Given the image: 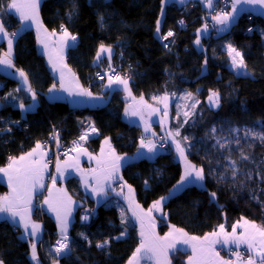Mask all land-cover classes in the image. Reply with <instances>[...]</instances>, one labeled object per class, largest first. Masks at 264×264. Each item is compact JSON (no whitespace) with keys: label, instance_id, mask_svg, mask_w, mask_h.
I'll use <instances>...</instances> for the list:
<instances>
[{"label":"trees","instance_id":"obj_1","mask_svg":"<svg viewBox=\"0 0 264 264\" xmlns=\"http://www.w3.org/2000/svg\"><path fill=\"white\" fill-rule=\"evenodd\" d=\"M163 5L164 0H44L41 16L50 30H59L63 25L78 38L68 53L67 62L92 93L100 94L103 90L93 78L94 73L110 67L106 63L102 67L94 65L100 45L104 44L115 49L112 65L121 67L122 78L130 80L136 97L187 91L200 102L193 123L182 128L181 138L190 161L204 169L206 186L187 187L168 200L164 207L167 220H161L162 234L168 224H172L201 237L220 225L230 228L242 218L264 228L261 205L254 203L238 186L230 188L213 181L209 175L211 165L192 152L185 140L188 135H192L193 140L201 139L205 145L214 146L211 151L215 154L220 151L211 133L216 124L223 121L264 126V19L255 16V31L250 36L246 34L249 22L243 15L229 34L210 36L204 41L206 51L198 52L194 43L197 31L205 24L203 18L207 11L200 3L184 8L172 4L166 8L157 33ZM180 19L185 21L184 29L178 26ZM5 22L11 32L20 25L12 16H6ZM168 30L176 35L171 52L165 51L160 44V37ZM227 45L243 53L251 76L239 77L229 70L228 55L224 51ZM15 62L27 73L40 104L28 120H24L20 110L12 104L4 103L0 108V167L8 165L9 157H18L35 144L44 142L53 126L61 145L78 138L93 123L100 136L89 142L92 149L96 150L104 138H110L119 154L137 152L139 144H130V140L140 136L141 130L124 120L128 101L123 91H114L108 104L98 108H72L67 102L47 99L46 93L56 85V80L46 58L38 50L37 36L32 30L17 38ZM205 62L207 72L202 74ZM0 84L4 86L0 99L17 85L1 74ZM212 92L220 96L216 108L205 102ZM22 102L28 103L29 99L22 97ZM242 154L248 157L247 161L240 160L239 156H235V160L240 168L247 169L252 160L264 159V144L250 141ZM182 172L174 150H170L163 151L154 161L141 159L127 164L122 176L136 190L138 201L147 208L169 195ZM6 191L7 187L0 181V194ZM261 198L264 200V194ZM88 205L93 211L92 223L80 226L76 220L68 240V253L63 257H57L55 252L60 239L55 221L37 209L36 216L45 228L40 244V264H126L129 261L140 243L137 227L114 205L96 206L91 201ZM19 236L20 232L12 225L0 222V259L4 264H36L30 259V244ZM106 240L108 244L104 247H96ZM185 258L186 253L179 251L172 256L173 264H185Z\"/></svg>","mask_w":264,"mask_h":264},{"label":"crops","instance_id":"obj_2","mask_svg":"<svg viewBox=\"0 0 264 264\" xmlns=\"http://www.w3.org/2000/svg\"><path fill=\"white\" fill-rule=\"evenodd\" d=\"M44 0H40L39 5V24L42 25V27H39L38 24L33 23L31 20H25L21 21L19 18V14L15 13L14 10H7L6 6L11 2V0H0V24L3 25L4 31L8 34L5 36L3 33H0V58H4L6 54L9 52V45L8 40L12 39V48H11V60L13 63V67L9 68L6 65L0 64V74L4 76L5 78L11 79L16 82L15 88H12L8 91L7 96L3 97V99H0V108L3 106L4 103L12 104L15 108L19 109L21 112V116L24 120H28L31 113L34 112L39 107V98L32 87L29 77L27 73L20 69L15 62V46H16V40L17 38L23 34L26 31L32 30L35 32L37 36V47L39 52L46 58L47 64L49 66V69L54 76L56 80L55 87H52L48 90L46 93L47 99L50 101H64L67 102L72 108H98V107H104L108 104L110 99V94H112L114 91H123L126 94V101H128V106L126 107L123 117L124 120L141 130V135L145 137L144 144L148 145L149 142H151L152 145H154V150L152 152L148 151L147 147H141V143L138 146V150L134 155H126V154H119L110 138H104L99 143V146L96 150L92 149L91 145L87 143L85 147H83L81 150H79L74 157L67 158V159H60L55 166L54 170V176L55 183L51 182L49 184V173L50 169L47 166L46 169H44L43 172V187H37L35 192L32 194V200H31V208L32 211L30 213V221L31 223L38 224L39 230L36 234V236H31L29 234H26L25 228L23 224L19 223V216L15 218V222L13 221V218L9 216L7 213H0V222H7L13 227H15L20 232V238L22 240L27 241L30 244L31 253H32V244L35 243L36 245V253H37V260L34 261L31 258L30 253V259L33 263L40 264L41 258H40V244L44 239V223L43 221L36 216L37 211V204L42 200L43 205V213L50 216L56 223L58 232L60 234L61 239V233H60V227L57 221L56 212L51 211L49 208V204L45 203V200H48L54 207H57L60 209L61 215L63 216L65 213H67V237L69 240L71 229L74 225V223L77 220L79 211L82 207V201L81 198L85 197L88 201L93 202L96 206H100L103 204H110L118 207L120 211L122 212L123 216L127 219V221L133 225H135L138 229L139 239L141 241L140 231H141V223L140 220L137 219L136 216L133 215V211H135L138 215L141 216V218L144 220L145 228L147 229L149 220L148 217L144 215V213H147L150 208H152L153 204L156 202H153L149 207L145 208L137 198V193L134 187H132L130 184H128L122 176V171L124 167L127 164L139 161L141 159H147L150 161H154L163 151L158 147L156 144L155 138L159 136V133H161V113H164L165 110L167 111L166 117L170 118L171 113H175L178 108V101L180 102V98L182 96H190L188 95L189 92L183 91L181 93H173V92H167L165 94H158V95H152L147 98H143V103L141 102V98H138L134 95L130 80H128V87L130 89V95L128 92L124 91V86L121 84L113 83L111 87H108L109 79L104 82L102 85V93L100 94H94L90 91V89L86 88L83 83L81 82L78 75L71 69L67 62V56L69 51L75 47L77 44V37L76 40L73 41L71 39L65 38L61 39L63 36V32L59 31H52L50 30L44 23L42 16H41V5ZM217 0H213V4L211 7H209L206 3V0H184V3L181 4L179 0H164V5L161 13L160 18V26L165 18L166 15V8L172 4H176L180 8H184L189 4L192 3H200L202 7L207 11L208 13H211V11L214 8V5ZM238 11L235 13H232V8L228 10V13H231L233 18H230L229 21L226 24H220L217 23V29L216 31H212L206 24H204L196 34V40L199 39L200 43L199 45L196 43L195 40V48L198 52H205L206 46L204 45V41L209 38L210 36L215 37H222L227 34H229L232 29L239 23L243 16V10L249 9L251 10L256 16L261 17L264 19V8L260 7L259 5H251V4H243L240 3L237 5ZM6 16H12L19 22V27L16 29V31H9L8 26L5 22ZM45 29L47 31H45ZM68 32V31H67ZM15 33V36L12 34ZM52 33H55V35H52ZM69 33V32H68ZM69 36H74L69 33ZM45 45H47V48H45ZM228 46L224 47V51L228 55L229 65L228 68L231 72H233L236 76L239 77H248L251 76V73L248 71L247 67L243 69H237L233 68L232 66V60L228 52ZM233 47V46H232ZM235 48V47H234ZM237 49V48H236ZM238 50V49H237ZM100 51V48L98 52ZM240 51V50H238ZM241 52V51H240ZM242 53V52H241ZM115 55V49L111 47V60H109L108 53H101V57L99 60H97V56L95 59L94 65L97 67H102L103 63H106V65H112L113 63V57ZM243 55V53H242ZM62 57V59H61ZM51 59L52 63L49 62ZM55 63L58 66L60 64H66L67 68H64V88L61 87V75L60 71L53 70L52 64ZM69 69L71 71H69ZM20 71H23L26 76L28 77V83L25 84L23 81V77L20 76ZM202 74H205L207 72V63L205 62L203 68H202ZM77 82L79 87L87 89L92 93V96H81L76 95L75 92L78 91L77 88ZM31 87L32 91L29 92L28 88ZM68 88L73 91L72 95H69L68 91H65L64 89ZM33 93H35V100H33L32 96ZM191 94V93H190ZM212 94V93H211ZM210 94V95H211ZM209 95V96H210ZM167 97L166 101H163L159 98L161 97ZM209 96L206 98V103L211 108H216L218 105H213L212 101L209 100ZM22 97L29 99V102H22ZM191 97L192 94H191ZM195 98V97H194ZM220 101V96H219ZM23 104V109L20 107V105ZM145 105H148L150 107H146ZM167 105V107H165ZM142 106H145V109H143ZM153 109H157V111H153ZM137 112V115H132L133 112ZM156 113L154 118L149 117L145 113ZM108 141V143H105V141ZM38 150V152H44L46 153V156L44 157V161L46 162V159L48 157L47 151L42 147ZM36 144L25 153L21 154L26 155L28 152H30L33 148H35ZM172 150H174L177 157L181 154L178 151L177 146L172 143L171 146ZM185 150H183V153ZM114 153V155H113ZM16 157L19 159V157ZM115 156L122 157L120 161H115ZM34 159H38L39 156L33 157ZM97 160H101L105 162V166H107L110 170L111 165L114 163L119 164L118 171L114 172L113 176L109 180H104L103 177L106 173L100 171V165H98ZM9 164V163H8ZM59 164L61 171H57V165ZM195 166L196 169H201V167H197L194 164H188ZM7 167V166H5ZM183 168V167H182ZM203 169V168H202ZM61 172L63 173L61 175ZM185 172H182V176H184ZM204 173V179L202 181L195 180V175L188 177L187 180L184 182V184L181 186L180 181L170 190L169 195L163 197L165 199L161 200V198L157 201H160V207L159 209H153L151 213V219L155 222V228L154 232L156 236L158 237H165L168 233H172V236L168 238V240L164 241L165 246L168 244L173 245L172 247H167V259L165 260L164 255L161 254L159 256V261L157 259H153L151 261L146 260H140L139 264H173L172 256L173 254L182 251L186 253L185 258V264H189V257L193 255L192 253V244L199 245L198 241H192L190 243H184L183 241L186 239V237L183 236V233H187L188 236H195L190 233H188L186 230H183V233L181 232H175L173 229H181L178 228L172 224H168V229L165 231V233L160 232V226L162 225L161 220H167V213L164 210L165 204L168 202V200L177 194H179L184 188L187 186H197L199 188H204L206 186V173L203 169ZM97 179H100L103 183L104 192L101 194H97L93 191V189L99 187L97 184ZM70 180L74 181L73 183H70ZM0 181L7 187V191L3 194H0V197L3 196H9L12 192V190L9 188L8 185V178L3 174L0 173ZM188 181H192L189 183ZM87 182V183H86ZM129 186L132 189L131 192H129ZM51 192V195H50ZM43 197V199H42ZM70 198V199H69ZM130 201H134V203H131ZM136 205H139V208H136ZM23 207V205H21ZM141 209H143V213H141ZM27 215V214H26ZM243 220H248L251 223H254L259 228H263L261 225H259L255 221H251L249 219H241L234 223L230 228H227L224 226L225 232L231 233L232 228L234 225H243ZM31 223L29 224V228L27 229V233H31ZM247 227V226H245ZM254 230L249 229V232H253ZM212 232L219 233V228ZM210 232V233H212ZM237 235H241L244 233V227H237L236 229ZM209 234V233H208ZM205 236V235H204ZM204 236H201L200 238H203ZM199 237V236H195ZM210 240H218L219 242L213 245L214 251L219 254L218 258L213 257L214 264H219V261H227L230 262V264H248L249 257L252 258L253 261L256 262V264H259L260 257L256 255L255 250H249L246 243H241L239 246L232 243H224V236L223 234L218 235L217 237H209ZM259 240L260 237L257 235L256 241H254L256 248H259ZM140 246V243L138 247ZM137 247V248H138ZM136 248V249H137ZM240 249H246L248 251V256L246 257H238V258H228L227 254L230 251H237ZM67 251V250H66ZM136 251V250H135ZM66 253V252H64ZM61 253L60 255H57V257H63L66 254ZM135 253V252H134ZM133 256V255H132ZM132 258V257H131ZM130 258V259H131ZM129 259V260H130ZM1 260V259H0ZM59 264V263H56ZM128 264V262L126 263Z\"/></svg>","mask_w":264,"mask_h":264},{"label":"snow or ice","instance_id":"obj_3","mask_svg":"<svg viewBox=\"0 0 264 264\" xmlns=\"http://www.w3.org/2000/svg\"><path fill=\"white\" fill-rule=\"evenodd\" d=\"M181 4L184 3V0H179ZM206 3L209 7L212 6L213 0H206ZM243 3V4H251V5H259L260 7L264 8V0H233L232 2V13H235L238 11L237 5ZM39 5L40 0H11L9 4H7L6 8L7 10H14L15 13L19 14V18L21 21L25 20H31L33 23L38 24L39 27H42V25L39 24ZM230 18H233L231 13L228 12H221L213 17L218 23L220 24H226ZM103 20V17L100 18ZM183 24V22H180ZM160 21H157V33L160 32ZM61 29L63 31V36L61 39H71L73 41L76 40L75 36H69V33L67 30L61 26ZM45 31H47L45 29ZM251 31V29H249ZM0 33H3L5 36L8 34L4 31V27L2 24H0ZM15 36V33L12 34ZM52 35H55V33H52ZM174 33L172 31H169L167 35L163 36V40H168L169 37L173 36ZM196 43L199 45L200 40L197 39ZM9 45V52L6 54L4 58H0V64L6 65L7 67L11 68L13 67V63L11 60V48H12V39L10 38L8 40ZM165 47H168V45H165ZM45 48H47V45H45ZM228 52L232 60V66L233 68L237 69H243L246 68L245 61L243 58V55L240 51H238L236 48L232 47L231 45L228 46ZM101 53H108L109 60H111V47H105L104 44L100 45V51L97 52V60L100 59ZM62 59V57H61ZM50 63H52L51 59L49 60ZM111 67V65H109ZM53 70H59L61 75V87L64 88L63 80H64V68H67L66 64H60L59 66L55 63L52 64ZM69 71H71L69 69ZM115 70L113 69V74L109 75V84L108 87H111L113 83L121 84L124 86V91L128 92L129 95L130 89L128 87V79L127 78H121L120 75L114 74ZM20 76L23 77V81L25 84L28 83V77L23 71H20ZM101 78H103L101 76ZM55 87V85L53 86ZM77 88L78 91L75 92L76 95L81 96H92V93L88 91L87 89L81 88L78 85L77 82ZM65 91L69 92V95L73 94V91L71 89L65 88ZM28 91L31 92V87L28 88ZM51 91V89H50ZM188 95H191L190 93ZM33 100H35V93H33L32 96ZM163 101L167 100V97H161L159 98ZM209 100L212 101L214 104H219V94L216 92H212V94L209 96ZM141 102L143 103V97H141ZM146 107H150L148 105H145ZM20 107L23 109V104L20 105ZM167 107V105L165 106ZM195 107V105H193ZM153 111H157V109H153ZM137 112H133L132 115H137ZM164 115H167V111L165 110ZM187 116L188 113H185ZM93 131L95 129L93 128ZM176 135H179V132L176 133ZM262 142H264V136L259 137ZM81 140L85 139V136L82 135L80 137ZM75 143V142H74ZM105 143H108L106 140ZM219 143V142H218ZM58 144V141H57ZM223 146V145H222ZM141 147H147L149 152H152L154 150V145L149 142L148 145H145L143 140L141 141ZM41 148V145L39 143L36 144L35 148H33L30 152H28L26 155H22L17 159L16 157H9V164L7 167H0V173H3L8 178V185L9 188L12 190L11 194L9 196H3L0 197V213H7L9 216L13 218V221L15 222V218L19 216V223L23 224L26 234H29L31 236H36L39 225L35 223H31L30 221V213L32 211L31 208V200H32V194L35 192L37 187L42 188L43 185V172L44 169L47 168V163L44 161V157L46 156V153L44 152H38V150ZM177 149L180 151L181 158L186 161V157H184L183 150L180 149L179 144H177ZM75 150V149H73ZM66 154V153H65ZM114 155V153H113ZM39 156L38 159H34L33 157ZM244 159H248L247 156L243 157ZM122 157L115 156V161H120ZM98 165H100V171L106 173L103 177L104 180H109L112 178L114 172L118 171L119 164L114 163L111 165V168L105 166V162L101 160H97ZM57 171L60 172V166L57 165ZM63 173L61 172V175ZM195 175V180L202 181L204 179V173L203 169H196L193 165H188L186 163L185 173L184 176L181 177L180 184L181 186L184 184V182L187 180L188 177ZM53 182L55 183V178H53ZM191 183L192 181H188ZM87 183V182H86ZM97 184L99 187L93 189V191L97 194H101L104 192L103 183L100 179H97ZM132 189L129 186V192H131ZM51 195V192H50ZM212 196L215 197V193H212ZM70 199V198H69ZM165 198H161L163 200ZM45 203L49 204V208L51 211L56 212L57 221L60 227V233H61V239L57 240V247L55 248V252L57 255H60L61 253H64L66 250L69 249L68 244V237H67V213H65L63 216L61 215L60 209L57 207H54L48 200H45ZM131 203H134V201H130ZM23 205V207H21ZM160 207V201H156L152 208L148 210L147 213H144L145 216L148 217L149 223L147 226V229L145 228L144 220L141 218L140 215H138L135 211H133V215L137 217L138 220H140L141 223V241L140 246L136 249L135 253H133L132 258L128 261V264H139L140 260H146L151 261L153 259H157L159 261V256L161 254L164 255L165 260L167 259V247H172L173 245L168 244L165 246L164 241L168 240L169 237L172 236V233H168L165 237H158L156 236L154 232L155 228V222L151 219V213L153 209H159ZM136 208H139V205H136ZM141 213H143V209L140 210ZM27 214V215H26ZM123 215V214H122ZM84 219H88L87 216L84 217ZM243 219V218H242ZM31 223L32 231L31 233H27V229L29 228V224ZM247 226V227H245ZM237 227H244V233L241 235H237L236 229ZM249 229L254 230L253 232H249ZM175 232H181L183 233L182 229H173ZM223 234L224 236V243H232L239 246L241 243H246L249 250H255L256 255L260 257L259 264H264V228H259L254 223H251L248 220H243V225H234L232 228V232L229 234L225 232L224 225L219 226V233L212 232L209 234H206L203 238L195 237V236H188L187 233H183V236L186 237V239L183 241L184 243H190L192 241H198L199 245L192 244V253L193 255L189 257V264H214L213 257L218 258L219 254L214 251L213 245L218 243V240H210L209 237H217L218 235ZM257 235L260 237L259 240V248H256L254 241H256ZM86 239V237H85ZM106 244H108V241H104L103 244H97V248H102ZM32 253L31 258L36 261L37 253H36V245L35 243L32 244ZM239 257V253L236 254ZM0 264H4L3 260H0ZM219 264H230V262L227 261H219ZM248 264H256L255 261L252 260L251 257L248 259Z\"/></svg>","mask_w":264,"mask_h":264},{"label":"rangeland","instance_id":"obj_4","mask_svg":"<svg viewBox=\"0 0 264 264\" xmlns=\"http://www.w3.org/2000/svg\"><path fill=\"white\" fill-rule=\"evenodd\" d=\"M245 10L249 9H244L243 12ZM219 13L221 12L215 11L213 8L211 13L207 15L213 19V17ZM213 20V24L217 26L216 20ZM205 24L212 30L211 24ZM177 103L178 108L175 110V113H171L170 118L166 117L164 113H161V133H159V136L156 137L155 140L157 144L160 138H165L168 140L170 148L172 143H174L176 146L179 144L180 149L185 150L183 154L184 157H186V161L182 159L180 155L178 157L176 155L177 161L181 163L183 172H185L186 163L191 164L192 162L188 157L186 145L182 141L181 130L187 124L193 123L200 109V102L190 95L187 97L182 96L180 102L178 101ZM212 104L216 105L213 102ZM193 105H195V107H193ZM142 107L145 109V106ZM185 113H188V115L186 116ZM145 114L151 118H154L156 115V113H149V111ZM177 132H179V135H176ZM211 133L213 134L215 145L220 148L219 152L213 154L211 151L214 148L213 145L207 146L201 139L193 140L192 135H188L185 138L189 145L188 148L196 155L203 157L211 165L209 168V175L213 181L222 186L227 185L230 188H232L233 185L238 186L251 197L254 203L261 205L264 211V200L261 198L264 194V159L259 162L252 160V165L247 169L240 168L238 162L235 160V156H239L240 160L247 161L243 158L245 155L242 154V149L248 142L251 141L252 143L264 144L259 138L260 136H264V126L238 125L222 121L212 128ZM257 177H260V180ZM235 258L238 257L234 255L233 259Z\"/></svg>","mask_w":264,"mask_h":264},{"label":"built area","instance_id":"obj_5","mask_svg":"<svg viewBox=\"0 0 264 264\" xmlns=\"http://www.w3.org/2000/svg\"><path fill=\"white\" fill-rule=\"evenodd\" d=\"M232 2H233V0H218L215 3V5H214L215 6L214 10L218 11V12H226L229 8L232 7ZM243 13H244V15L246 16V18H247V20L249 22V25L247 26V29H246V34L251 36V35H253V33L255 31V26L253 25V22H254V19H255L256 15L250 10H245ZM203 19H204L205 23H208V24L212 25L211 28H212L213 32L216 31L217 26H216V24L215 25L213 24L214 20L212 19V17H210L208 15H205ZM181 21L183 22V24L180 23ZM178 26L181 29L185 28L186 24H185L184 19L178 20ZM63 27L65 28V26H63ZM249 29H251V31H249ZM56 31L63 32L62 29H61V26H60L59 30H56ZM169 31H172V30H168L166 33H164L160 37V44L163 47V49L165 51H167V52H171L172 51V47L174 45L175 38H176L175 32L172 31L174 33V35L169 37L168 40H163V36L167 35V33ZM165 45H168V47H165ZM113 69L115 70L114 74H118L122 78V69H121V67L111 65V67H109L108 69H103V70H100V71H97L96 73H94L93 78L96 80V83L100 84V85H103L104 82L106 80H108L109 75L113 74ZM101 76L103 78H101ZM93 128L95 129V131H93ZM52 130L53 131L50 134V136L44 142L41 143L42 147L48 153V157L46 159V163H47V166L50 169L49 181H48L49 184L51 182H53L55 166H56V163L60 159H67V158L74 157L76 155V153L79 150H81L83 147H85V145L87 143L98 139L99 136H100V132H99L98 128L93 123H91L82 132V134L78 138L72 140L68 144L61 145L59 143V141H58V137H57V134H56V127L53 126ZM82 135L85 136V139H83V140L80 139V137ZM142 140L144 142L145 141V137L140 135L136 139H131L130 140V144H134V143L140 144ZM57 141H58V144H57ZM157 144H158L159 148L162 151H166L167 152V151L171 150L169 142L165 138H160L157 141ZM73 149H75V150H73ZM42 199H43V197H42ZM81 201H82V207H81V209L79 211V214H78V217H77L78 224L80 226H90L91 223H92V220H93V211L90 208V206L88 205V200L85 197H82ZM36 207L39 210L40 214H43L42 200L37 204ZM85 216H87L88 219H84ZM13 229L16 231L15 227H13ZM65 252L66 253H64V254H67L68 250L65 251ZM237 253L240 254L239 257L248 256V251L246 249H241V250H237V251H233V252L230 251L227 254V257L228 258H233L234 255L236 257H238L236 255Z\"/></svg>","mask_w":264,"mask_h":264},{"label":"water","instance_id":"obj_6","mask_svg":"<svg viewBox=\"0 0 264 264\" xmlns=\"http://www.w3.org/2000/svg\"><path fill=\"white\" fill-rule=\"evenodd\" d=\"M4 86L2 84H0V90H3ZM8 131H5L4 133H7Z\"/></svg>","mask_w":264,"mask_h":264}]
</instances>
